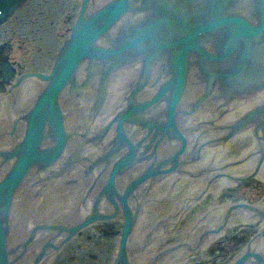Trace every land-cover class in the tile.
Returning a JSON list of instances; mask_svg holds the SVG:
<instances>
[{
  "label": "water",
  "instance_id": "water-1",
  "mask_svg": "<svg viewBox=\"0 0 264 264\" xmlns=\"http://www.w3.org/2000/svg\"><path fill=\"white\" fill-rule=\"evenodd\" d=\"M262 165L264 0H85L0 156V264H190L235 230L257 255Z\"/></svg>",
  "mask_w": 264,
  "mask_h": 264
},
{
  "label": "flooded vegetation",
  "instance_id": "flooded-vegetation-1",
  "mask_svg": "<svg viewBox=\"0 0 264 264\" xmlns=\"http://www.w3.org/2000/svg\"><path fill=\"white\" fill-rule=\"evenodd\" d=\"M20 17L24 18L23 14L21 16H18V20H16V18L14 16L13 20H6L2 23L0 22L1 23L0 24V46L3 47V50L0 52V71L2 70V65H3L4 61L9 62L11 64L12 69H13V71L11 73L13 75L19 74V73H21V75L26 74L30 71H33L34 69H40L41 71H43L40 66H38V67L34 66L33 67V64H32L33 62H35L37 60V55H39V53L41 52L37 49V45H35L31 41L32 39H34L36 42L39 43L38 39H40V36L38 34L40 33V27L33 26L32 23H29V22H24L23 21L24 19H22V21H21ZM28 24H31L32 26H28ZM43 27H45V26H43ZM32 29L36 30V32H32L31 31ZM16 40H19L21 42L16 43L17 42ZM17 45L20 46L19 47L20 49H24L25 46L30 47L31 53H28V54L26 53V54H23L22 56H19V54H18V56L13 55L12 53H14V50L17 49L16 48ZM51 56H53V57L55 56V50ZM30 61H32V62H30ZM49 65H50L49 61L48 62L45 61L44 67L48 68ZM0 81H1V79H0ZM1 86L2 85H0V88H1ZM1 96H2V91L0 89V97ZM244 145H245V141L234 145V148L231 151L232 154H231L230 159L233 156H237V155L241 156L242 154H244V152L248 151L246 146H244ZM237 185H239V186L245 185V187H242L244 190H246V191H244L243 195H247V197L245 199L236 200L237 202L239 201L238 204H240V206L241 205L242 206L252 205V204L258 202L260 206L264 207V165L261 166V171L257 172L255 176L248 177L245 179V181L243 183H240ZM247 188H249L250 192L247 191ZM219 190L216 189L217 192ZM217 192L215 194H213V196H211L210 200L207 201V203H214L216 201ZM231 192H232V189H231ZM231 192L230 191L227 192V190H225V192L222 193V198L225 200L227 197L232 195ZM228 193H230L229 196H227ZM259 195L261 197L260 199L252 200L253 197H256ZM248 203H250V204H248ZM213 206H214V204L211 206V208ZM114 221L115 220H113V219L108 220L106 222L102 221L101 223H99V221H98L95 226L86 228L82 232L81 236L82 237H84V236L89 237L93 233H99V231H101L104 235L112 234V236L115 237V231H113L115 229L112 228L113 225L111 224ZM237 222L241 223L242 219L238 217ZM178 227H180V225H178ZM107 228L109 229V231ZM246 234H247V230H246L245 234H244V232L235 230V232L229 236H227L224 232L218 234V236H220V238H218L217 240H214V238H212V239L208 240V241H210L208 244H205L204 242H203V244H199L200 242H197L196 243L197 245L195 244L193 246V249H191V251L197 250L198 248H207V256H206L205 260H203V261H201V260L198 262L191 261L190 264H236V263L241 264V262H242L241 260L242 259L244 260V256L249 255L250 254L249 251H251L249 248V243L247 244ZM163 236L164 235L162 234L161 237H163ZM76 237H78V236H76ZM76 237L74 236L71 239V243L73 242V240ZM251 238H252V236H251ZM249 240H251V239H249ZM249 240H248V242H250ZM71 243H69L68 245L70 246ZM64 247H66V246H64ZM62 249H60L56 254H58ZM56 254L52 255L48 261H50L51 258L53 259ZM251 254H252V251H251ZM251 254H250L249 258L247 260H245V262H243L242 264H264V252H263V250L257 252V255L252 256ZM171 262H173V261H171ZM252 262H254V263H252Z\"/></svg>",
  "mask_w": 264,
  "mask_h": 264
},
{
  "label": "bare ground",
  "instance_id": "bare-ground-1",
  "mask_svg": "<svg viewBox=\"0 0 264 264\" xmlns=\"http://www.w3.org/2000/svg\"><path fill=\"white\" fill-rule=\"evenodd\" d=\"M29 1L30 0H0L1 23L5 20H13L14 16L20 11L24 4ZM50 1H56L58 4H67L68 6H70L69 1L72 2V0ZM73 1L76 4L73 5L67 22L65 18L63 22H59V25H56V27L54 26V32H50L54 36L53 42L49 43V45L55 48V56L53 58L49 57L50 54L47 53V46L41 45L34 39L31 40L32 43L37 45V49L41 51V56L39 53V55H37V60L32 63L33 67L40 66L43 71L34 69L26 74L21 75V73H19L13 75L11 73L13 69L9 62L4 61L2 65V70L0 71V85H2L0 88L2 91V96L0 97V156L3 155L11 137L18 136V130L30 127L40 112L43 78L45 75L56 72L85 0ZM40 30L42 29L40 28ZM31 31L36 32L34 29ZM58 35L59 45L57 46L54 41ZM19 47L20 46L17 45L16 48ZM2 50L3 47L0 46V52ZM42 53L45 54V56H42ZM42 57H45L47 61H49L50 65L48 68L44 67L45 61L42 62Z\"/></svg>",
  "mask_w": 264,
  "mask_h": 264
},
{
  "label": "rangeland",
  "instance_id": "rangeland-1",
  "mask_svg": "<svg viewBox=\"0 0 264 264\" xmlns=\"http://www.w3.org/2000/svg\"><path fill=\"white\" fill-rule=\"evenodd\" d=\"M31 1V0H30ZM29 1V2H30ZM66 1V0H64ZM27 2L24 4V6L20 9L18 14L15 15L16 20H18V16H21L23 14L24 22L32 23L33 26H38L42 30H40V33L38 34L40 36V39H38L39 43L41 45L47 46V53H49V57L53 58L52 53L54 52L55 48L53 46L49 45L50 42H53V34L50 32H54V26L59 25V22H63L66 18V22L68 19V16L73 8L74 1H69V5L67 4H58L56 1H50V0H32L30 3ZM66 13V16H65ZM31 24H28V26H32ZM45 26V27H43ZM52 30V31H51ZM57 31V30H56ZM58 37L55 39V45L58 44ZM16 43H20L21 41L16 40ZM31 53V48L28 46H25L24 49L17 48L15 49L14 53H12L15 56H22L23 54ZM38 54V53H37ZM41 56V53H40ZM42 56H45V54L42 53ZM47 61L45 57H42V62Z\"/></svg>",
  "mask_w": 264,
  "mask_h": 264
}]
</instances>
